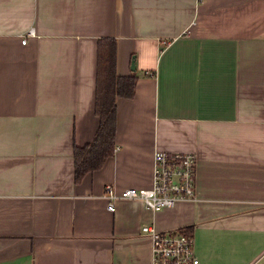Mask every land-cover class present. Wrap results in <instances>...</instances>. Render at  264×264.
Returning a JSON list of instances; mask_svg holds the SVG:
<instances>
[{"label": "crops", "instance_id": "crops-1", "mask_svg": "<svg viewBox=\"0 0 264 264\" xmlns=\"http://www.w3.org/2000/svg\"><path fill=\"white\" fill-rule=\"evenodd\" d=\"M102 36L136 89L76 182ZM158 149L196 154L195 197L109 208L108 185L152 184ZM144 224L191 226L198 264H264V0H0V264H151Z\"/></svg>", "mask_w": 264, "mask_h": 264}, {"label": "built area", "instance_id": "built-area-1", "mask_svg": "<svg viewBox=\"0 0 264 264\" xmlns=\"http://www.w3.org/2000/svg\"><path fill=\"white\" fill-rule=\"evenodd\" d=\"M32 34L34 30L30 28L23 35L22 42L25 43ZM196 168L195 153L158 149L154 153L152 184L121 189L108 185V206L114 209L117 198H139L146 207L159 210L192 199L196 194ZM142 232L151 241V264H198L193 237L181 227L159 229L154 224H144Z\"/></svg>", "mask_w": 264, "mask_h": 264}, {"label": "trees", "instance_id": "trees-1", "mask_svg": "<svg viewBox=\"0 0 264 264\" xmlns=\"http://www.w3.org/2000/svg\"><path fill=\"white\" fill-rule=\"evenodd\" d=\"M117 40L102 36L97 45L95 112L100 118L94 137L87 143L74 144V178L82 180L86 173L102 167L116 148L117 99L132 97L136 89L135 73L120 74L117 69ZM188 233L191 226L181 227ZM191 234V233H190Z\"/></svg>", "mask_w": 264, "mask_h": 264}, {"label": "water", "instance_id": "water-1", "mask_svg": "<svg viewBox=\"0 0 264 264\" xmlns=\"http://www.w3.org/2000/svg\"><path fill=\"white\" fill-rule=\"evenodd\" d=\"M131 67H132L133 69L136 68V59H135V56H134V55L132 56V59H131Z\"/></svg>", "mask_w": 264, "mask_h": 264}]
</instances>
